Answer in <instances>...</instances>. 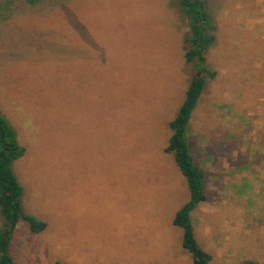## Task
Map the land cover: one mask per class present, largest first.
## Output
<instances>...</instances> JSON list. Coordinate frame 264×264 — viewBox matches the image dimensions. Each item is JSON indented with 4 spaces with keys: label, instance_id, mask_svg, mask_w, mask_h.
<instances>
[{
    "label": "rangeland",
    "instance_id": "374dc122",
    "mask_svg": "<svg viewBox=\"0 0 264 264\" xmlns=\"http://www.w3.org/2000/svg\"><path fill=\"white\" fill-rule=\"evenodd\" d=\"M204 1L194 233L209 264H264V0ZM176 2L0 0V113L25 148L23 211L46 222L19 221L15 264H193L172 224L189 189L163 150L194 69Z\"/></svg>",
    "mask_w": 264,
    "mask_h": 264
},
{
    "label": "trees",
    "instance_id": "16d2710c",
    "mask_svg": "<svg viewBox=\"0 0 264 264\" xmlns=\"http://www.w3.org/2000/svg\"><path fill=\"white\" fill-rule=\"evenodd\" d=\"M176 5L188 26L184 57L186 62L194 64V69L184 100L168 123L170 135L163 149L164 152L172 154L189 189V199L175 212L172 224L181 228V245L190 252L192 263L209 264L212 256L199 245L191 221L192 211L207 199V195L206 175L191 154L187 125L202 94L206 77L214 75V72L205 67L204 62L207 49L216 38L215 27L204 0H177ZM24 152L25 148L19 144L16 131L0 113V214L3 221L0 227V264H15L9 250L12 233L19 221H25L33 232H40L46 227L45 221L26 214L22 208L23 187L12 164ZM243 264L256 263L247 260Z\"/></svg>",
    "mask_w": 264,
    "mask_h": 264
},
{
    "label": "crops",
    "instance_id": "0c3cea01",
    "mask_svg": "<svg viewBox=\"0 0 264 264\" xmlns=\"http://www.w3.org/2000/svg\"><path fill=\"white\" fill-rule=\"evenodd\" d=\"M212 158H213V157H212ZM212 158H211V160H212ZM211 160H209V163H210ZM213 160H214V158H213ZM213 160H212V161H213ZM218 177H219V176H218ZM205 201H206V200H205ZM205 201L201 202V203L199 204V206L202 205ZM196 209H198V207H196V208L192 211V213H193ZM192 213H191V221H192V224H193V226H194L193 219H192ZM194 229H195V228H194Z\"/></svg>",
    "mask_w": 264,
    "mask_h": 264
}]
</instances>
